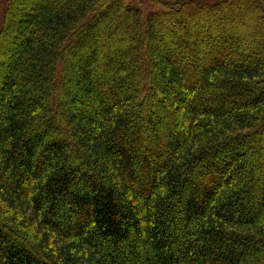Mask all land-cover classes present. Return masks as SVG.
<instances>
[{
	"label": "trees",
	"instance_id": "trees-1",
	"mask_svg": "<svg viewBox=\"0 0 264 264\" xmlns=\"http://www.w3.org/2000/svg\"><path fill=\"white\" fill-rule=\"evenodd\" d=\"M0 16V264H264V0Z\"/></svg>",
	"mask_w": 264,
	"mask_h": 264
},
{
	"label": "rangeland",
	"instance_id": "rangeland-1",
	"mask_svg": "<svg viewBox=\"0 0 264 264\" xmlns=\"http://www.w3.org/2000/svg\"><path fill=\"white\" fill-rule=\"evenodd\" d=\"M156 2H163V1H165V0H155ZM167 1H169V0H167ZM145 4H146V6H147V8H153L154 7V3H149V1H145ZM147 12V11H146ZM195 19V18H194ZM0 20H1V16H0ZM162 29V31H155V34H160L161 32L162 33H169V35H171V33L172 32H174V31H182V30H184L183 28L181 29V28H179V29H177V28H174V29H170L169 27L168 28H166V29H163V28H161ZM167 31V32H166ZM165 39V38H164ZM164 39H163V41H161V42H163L164 43ZM166 39H167V37H166ZM163 43H161V44H163ZM157 44H158V42H157Z\"/></svg>",
	"mask_w": 264,
	"mask_h": 264
}]
</instances>
